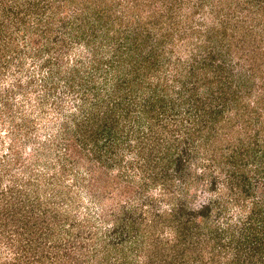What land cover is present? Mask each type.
Listing matches in <instances>:
<instances>
[{
    "label": "rangeland",
    "instance_id": "374dc122",
    "mask_svg": "<svg viewBox=\"0 0 264 264\" xmlns=\"http://www.w3.org/2000/svg\"><path fill=\"white\" fill-rule=\"evenodd\" d=\"M0 264H264V0H0Z\"/></svg>",
    "mask_w": 264,
    "mask_h": 264
}]
</instances>
